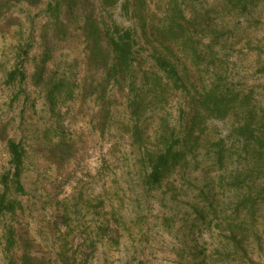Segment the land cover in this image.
I'll list each match as a JSON object with an SVG mask.
<instances>
[{
	"label": "rangeland",
	"instance_id": "1",
	"mask_svg": "<svg viewBox=\"0 0 264 264\" xmlns=\"http://www.w3.org/2000/svg\"><path fill=\"white\" fill-rule=\"evenodd\" d=\"M123 1L118 0L116 6L110 7L103 6L101 0H78L73 12L67 10L65 0L10 2L0 15V176L9 165L6 141L10 138L20 141L27 149L22 174L25 193L17 196L23 210L15 215H0V264H11L24 254L34 264H64L68 258V264H191L192 246L202 248L208 257L219 246L220 210L231 198L218 183V175L225 169L213 161V151L206 146L195 158H189L188 166L178 167L160 186L148 190L142 180L144 143L139 148L121 129L131 122L126 106L127 90L119 92L112 85L108 87L107 95L117 101L102 131L97 126L96 97L86 98L79 86L73 100L61 106L74 152L60 166L49 154L51 143L45 131L51 119L44 93L32 83L31 75L46 42H55L52 64L83 58L84 46L74 35L77 20L71 23L72 17L94 10L98 19L135 28L138 46L149 48L154 44L160 48L159 39L142 36V21L133 15L132 6L128 11L122 9ZM170 1H177L187 17L219 3V0H144L142 16L161 23ZM57 4L62 12L61 22L69 32L65 37H58L52 30V14L56 11L49 6L53 9ZM209 17L210 26L217 31L200 36L203 57L198 63L185 60L177 51L178 43L172 45L178 62L188 70V88L193 92L221 86L226 96L250 92L252 103L264 110V0L245 12L231 11L226 16L211 12ZM209 43L213 46L207 56ZM79 64L78 78H82L86 69L83 60ZM16 66L26 73L22 83L8 82L6 78L7 72ZM182 94L173 91L162 111H150L141 118L146 144H154V128L161 117L172 125L183 116L181 109L187 97ZM241 117L231 113L207 122L206 133L215 140L222 138L234 158L241 145L233 127ZM207 195L209 198L205 199ZM214 197L217 201L210 208L207 204ZM64 206L68 224L56 228L53 222L64 213ZM195 208L206 212L203 220L197 219ZM113 213L118 223L112 220ZM109 226L113 233L103 235L101 229ZM260 226L262 249L253 244L248 259L239 263L230 257L229 264H264V220ZM9 228L15 232V242L10 248L5 238Z\"/></svg>",
	"mask_w": 264,
	"mask_h": 264
},
{
	"label": "trees",
	"instance_id": "2",
	"mask_svg": "<svg viewBox=\"0 0 264 264\" xmlns=\"http://www.w3.org/2000/svg\"><path fill=\"white\" fill-rule=\"evenodd\" d=\"M65 1L67 10L73 12L78 0ZM101 1L103 6L110 7L118 3V0ZM258 1L219 0L214 8L206 9L203 13L193 12L188 17L177 1H170L162 22L157 24L152 17L147 21L142 16L144 0H134L133 3L124 0L122 9L128 11L132 6L133 15L142 21V36L159 39L160 48L154 44L149 48L138 46V32L135 28H125L112 20L107 22L98 19L94 10H91L84 16L77 15L70 19L71 23L77 20V32L74 35L79 37L84 46L81 60L86 75L78 78L81 60L57 65L51 63L55 42L45 43L44 51L36 60L31 75L32 83L44 93V104L51 119L49 128L45 131L51 143L49 154L59 166L69 161L74 152L73 143L67 138L65 131V113L61 111V106L73 100L79 86L86 98L96 97L99 108L97 126L102 131L106 120L110 118L113 104L117 101L115 97L107 95L108 87L112 85L119 92L127 90L126 106L131 122L124 124L121 129L126 130L131 143H137L139 148L144 143L142 180L148 190L160 186L178 167L188 166L189 158H195L202 148L207 146L213 151V161L225 169L218 175L219 186L223 190L226 188L231 198L225 205L222 204L223 208L220 210V222L223 226L221 225L219 246L209 257L202 248L199 250L198 246H192L191 264H229L230 257L243 263L248 259L251 245L256 244L262 249L260 225L264 220V110L257 103H252L250 92L242 95L233 92L231 96H226L221 86L192 92L188 88V70L178 62L172 45L178 43L180 47L177 51L184 55V59L198 63L203 57L200 36L217 31L215 26H210V13L226 16L231 11L245 12L256 6ZM10 2L35 4L38 0H0V15L9 7ZM51 6L49 8L57 12L52 14V30L58 37H65L69 32L67 25L61 22L60 5L57 4L53 9ZM147 27L150 29L147 30ZM212 46L210 43L206 45L207 56L210 55ZM145 50L151 52L146 55L143 53ZM6 78L8 82L17 80L22 83L26 73L21 66H16L7 72ZM173 91H180L184 93V98L187 97L184 108L181 109L183 116L172 125L165 117H161L160 124L154 128V144L148 145L139 122L147 112L162 111ZM231 113L242 116L237 126L233 127V133L241 145L237 158H234L232 152H227L229 148L222 138L215 140L206 133L209 120L222 119ZM6 149L9 165L7 171L0 176V215H15L23 210L22 201L17 196L25 193L22 174L27 149L20 141L11 138L6 141ZM208 198L207 195L205 199ZM213 201L216 202L217 199L214 197L207 204L210 208ZM65 211L67 207L64 206V213L56 216L53 222L56 228L68 224L69 216ZM194 211L198 220L205 218L206 212L203 209L195 208ZM111 216L118 223L115 214ZM109 231L113 233L110 226L100 232L107 235ZM14 234L12 228L6 231L8 248L15 242ZM110 237L112 238L111 235ZM68 261L64 259L63 262L68 264ZM11 264L34 263L24 254Z\"/></svg>",
	"mask_w": 264,
	"mask_h": 264
}]
</instances>
